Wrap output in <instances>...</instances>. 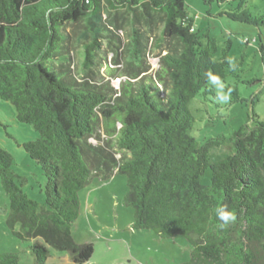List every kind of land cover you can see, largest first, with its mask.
I'll return each instance as SVG.
<instances>
[{"label":"trees","instance_id":"16d2710c","mask_svg":"<svg viewBox=\"0 0 264 264\" xmlns=\"http://www.w3.org/2000/svg\"><path fill=\"white\" fill-rule=\"evenodd\" d=\"M184 3L0 0V99L13 106L17 121L36 131L37 137L22 145L45 178L40 206L14 183L12 156L0 146V184L9 207L5 225L16 239L30 243L33 264H47L49 248L66 252L74 264L89 261L93 245L76 243L71 226L81 213L79 192L101 170L125 177L123 203L134 210L133 229L186 239L191 251L182 264H264V119L235 130L227 139L232 153L216 161L210 153L224 136L195 140L187 103L199 93L213 95L206 71L224 80L232 71L223 62L229 44L216 57L214 40L207 35V42L201 41ZM243 4L246 0L228 15L264 28V10L253 16ZM120 11L133 16L126 43ZM154 13L161 15L163 28L152 44ZM75 38L83 41L81 68L90 71L82 78L73 70ZM103 40L125 54L126 77L118 87L98 80L91 68ZM164 46L151 75L148 53ZM230 85L236 102L237 86ZM99 117L119 156L108 139L90 142L101 139ZM206 169L207 186L200 181ZM221 204L236 215L227 228L215 218ZM18 262L17 253L0 254V264Z\"/></svg>","mask_w":264,"mask_h":264},{"label":"rangeland","instance_id":"374dc122","mask_svg":"<svg viewBox=\"0 0 264 264\" xmlns=\"http://www.w3.org/2000/svg\"><path fill=\"white\" fill-rule=\"evenodd\" d=\"M189 15L193 18L192 26L198 32L203 43L206 37L214 40L218 49L216 57L223 53L229 44L227 57H235L238 67L235 72H229L225 81L235 84L239 100L228 105L216 104L212 96L197 94L187 103L192 113L194 125L192 135L198 143L206 139L224 136L225 142L211 150V158L216 161L232 153L227 139L240 126L252 127L254 121L264 119V28L252 23L230 17L229 13L237 11L240 0H223L220 3L204 4L203 0H184ZM243 8L254 16L263 12L264 0H246ZM120 33L124 42L129 41L132 32V14L120 11ZM161 15L154 13L152 30L148 36L152 44L162 31ZM83 41L75 38L71 42V54L74 58L73 70L78 78L89 76L90 71L81 68L83 61ZM102 49L91 67L97 79H109L111 85L118 87L125 79L126 58L124 52L111 47L102 41ZM161 51L154 48L148 53L147 61L151 65L149 74L159 68ZM117 54V59L115 58ZM117 60V61H116ZM15 110L8 101L0 99V146L12 156L11 170L14 183L32 200L44 206L45 194L43 184L45 178L41 169L23 149V142L37 137L34 128L15 119ZM101 139L90 138L93 144H104L111 141L112 151L117 150L113 145V137L103 135L101 118H98ZM116 128L120 123H115ZM108 123L104 121L103 128ZM119 156L118 151L116 152ZM202 184L210 185V171L206 169L200 178ZM126 179L123 175L101 170L80 192V216L71 226V235L76 243L89 242L93 252L89 261L83 264H182L189 260L191 246L180 235L169 238L158 237L150 229H133L131 224L134 217L133 208L124 205L126 194ZM9 212L7 194L0 184V254L17 253L18 264H33L30 255L29 242L16 239L5 225L6 214ZM17 229V227L15 228ZM50 263L53 256L66 255L49 248ZM72 264V262H70Z\"/></svg>","mask_w":264,"mask_h":264},{"label":"clouds","instance_id":"9594fccd","mask_svg":"<svg viewBox=\"0 0 264 264\" xmlns=\"http://www.w3.org/2000/svg\"><path fill=\"white\" fill-rule=\"evenodd\" d=\"M223 62L227 64L230 71L235 72L237 70L238 62L235 57H225ZM204 76L208 90L213 94V101L218 105H228L232 100L233 87L220 74L211 70L206 71ZM214 214L221 228H227L236 221L235 213L223 204L214 209Z\"/></svg>","mask_w":264,"mask_h":264},{"label":"crops","instance_id":"0c3cea01","mask_svg":"<svg viewBox=\"0 0 264 264\" xmlns=\"http://www.w3.org/2000/svg\"><path fill=\"white\" fill-rule=\"evenodd\" d=\"M51 260L55 262V264H71L70 262H72L68 254L59 255L57 257L53 256ZM49 261H50V256H48L47 264L50 263ZM72 264L74 263L72 262Z\"/></svg>","mask_w":264,"mask_h":264}]
</instances>
